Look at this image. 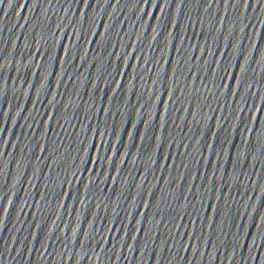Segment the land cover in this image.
<instances>
[{"label":"water","instance_id":"obj_1","mask_svg":"<svg viewBox=\"0 0 264 264\" xmlns=\"http://www.w3.org/2000/svg\"><path fill=\"white\" fill-rule=\"evenodd\" d=\"M166 264H264V0H117Z\"/></svg>","mask_w":264,"mask_h":264}]
</instances>
